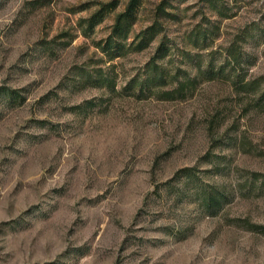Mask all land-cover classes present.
Listing matches in <instances>:
<instances>
[{"label": "rangeland", "instance_id": "obj_1", "mask_svg": "<svg viewBox=\"0 0 264 264\" xmlns=\"http://www.w3.org/2000/svg\"><path fill=\"white\" fill-rule=\"evenodd\" d=\"M107 1L0 0V264H264V0H170L141 48L162 1L142 0L103 50L129 0L88 31ZM155 59L170 75L151 83Z\"/></svg>", "mask_w": 264, "mask_h": 264}, {"label": "trees", "instance_id": "obj_2", "mask_svg": "<svg viewBox=\"0 0 264 264\" xmlns=\"http://www.w3.org/2000/svg\"><path fill=\"white\" fill-rule=\"evenodd\" d=\"M141 2L142 0H129L125 9L117 13L115 17V22L113 24V31L109 39L106 41L107 43L104 45L103 50H107L109 47H111V44L116 43L118 39L124 41L128 38L132 26L135 22L136 13L139 9ZM118 4H119V0H110L107 2H101L99 4L98 9L94 11L92 15L86 19L87 30L88 31L94 30L95 26L104 19L106 13L108 11L115 10ZM170 6H171L170 0H162L156 9L155 19L153 23L136 35V40L140 41L139 46H141V48H145L149 46L152 40L163 30L164 25L162 19L164 17L173 14V12L168 9ZM166 46L167 45L164 42L159 47L157 53L159 59L163 58L168 54L169 47ZM234 51L235 52H233L232 54L231 50L229 49V53H228V59H229L228 64L229 66H231V72H232V74L229 73V75L234 77V80H236L235 81L236 87L246 89L251 86L252 81H247V80L237 81V78L241 77V72L239 71L238 65L242 63L243 58L241 51H236V50ZM153 63H154L153 66L154 75L151 74L149 76L148 79L150 80V82L152 83L154 81L162 80V79L165 80V78L170 75V71L165 67H163L162 65L158 64L156 59L153 61ZM210 64L212 65L208 66V71L206 72L207 75L210 77V79H220L227 74L226 73L227 63L221 64L219 67L214 66L213 62H211ZM108 80H110V78H108ZM192 80H193L192 78H187L185 81L180 82L176 89L167 90L166 95L168 96V98H177L178 96H186L187 92H189V90L192 89L193 87V83H191ZM143 85L146 88L149 89L152 88L149 82ZM12 92L15 93L16 91L12 90ZM176 93L179 95H176ZM257 102L260 103L261 105H264V92L259 95ZM193 171H194V166L191 167L188 166L182 168L178 174L181 175L183 173L184 175L189 176L194 173ZM204 190H205L204 200L209 207L216 208L223 204L224 199L226 198L224 192L220 194L218 192L216 193L215 191L209 190L207 188H205ZM248 190L264 191V171L252 172ZM248 223L250 228L264 229V224L254 223L251 222L250 220L248 221Z\"/></svg>", "mask_w": 264, "mask_h": 264}]
</instances>
